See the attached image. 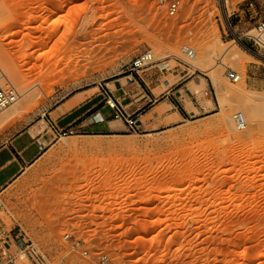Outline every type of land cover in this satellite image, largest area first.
I'll return each instance as SVG.
<instances>
[{
	"label": "rangeland",
	"instance_id": "1",
	"mask_svg": "<svg viewBox=\"0 0 264 264\" xmlns=\"http://www.w3.org/2000/svg\"><path fill=\"white\" fill-rule=\"evenodd\" d=\"M179 1L170 17L159 0H0V83L40 90L1 123L0 147L78 93L120 106L113 85L155 88L145 111L190 82L199 108L158 131L56 137L0 192V240L32 242L49 264H264V107L250 114L248 103L264 100V51L237 43L264 19V0ZM184 45L199 58L212 49L200 66L214 70L192 73ZM143 52L154 63L129 73ZM1 246L0 264H38L15 240Z\"/></svg>",
	"mask_w": 264,
	"mask_h": 264
},
{
	"label": "crops",
	"instance_id": "2",
	"mask_svg": "<svg viewBox=\"0 0 264 264\" xmlns=\"http://www.w3.org/2000/svg\"><path fill=\"white\" fill-rule=\"evenodd\" d=\"M112 87L110 92L114 99L127 115L136 116L139 129L143 132L167 129L199 115V108L193 102L190 82L168 87L160 100H155L145 111L142 108L157 98L153 93L155 88L146 84L143 87L138 83L131 84L127 89ZM104 98L100 93L93 98L81 92L65 99L52 111L51 118L44 126H41V121L30 125L0 147V192L50 150L56 141L54 127L59 130L85 129L100 134L126 129L125 124L112 120L114 111L104 105Z\"/></svg>",
	"mask_w": 264,
	"mask_h": 264
},
{
	"label": "built area",
	"instance_id": "3",
	"mask_svg": "<svg viewBox=\"0 0 264 264\" xmlns=\"http://www.w3.org/2000/svg\"><path fill=\"white\" fill-rule=\"evenodd\" d=\"M159 3L165 7L166 12L170 17H174L178 14L180 9L179 0H159ZM242 38L245 39L246 44H243L242 41L240 42L249 51H264V19L259 20L256 26L250 32L246 33ZM237 39L241 40L240 38ZM182 52L188 59H194L195 57V52L186 45L182 47ZM153 63L154 61L152 54L149 52H143L132 61L128 72L131 74H136L139 72V70L147 68ZM228 78L232 81H237L238 75L235 72H229ZM129 81L132 82L133 79L129 77ZM17 95L18 94L15 89L11 87L5 88L0 83V113L11 106L17 100ZM106 104L110 109L114 111L115 119L122 120L129 131L136 132L139 130L136 116L125 114L120 106H118L117 103L112 99H108L106 101ZM234 120L239 131H243L246 128V119L242 113L235 114ZM53 131L56 137L59 138L67 137L75 133L73 128L59 130L57 127H54ZM13 240H15L16 243L18 242L20 244L21 250L25 255L31 256V258L38 264H49V262H47V260L43 256L42 252H40L32 242L23 239L21 240L20 238H18V236H7V238L4 237L0 240V243L2 245L1 248H3L4 250L3 254H5L6 246L8 245V243L13 242Z\"/></svg>",
	"mask_w": 264,
	"mask_h": 264
},
{
	"label": "bare ground",
	"instance_id": "4",
	"mask_svg": "<svg viewBox=\"0 0 264 264\" xmlns=\"http://www.w3.org/2000/svg\"><path fill=\"white\" fill-rule=\"evenodd\" d=\"M34 20V19H33ZM35 21V20H34ZM46 22V21H45ZM44 23V22H43ZM238 42L237 43H239V44H241V42H240V40H237ZM242 45V44H241ZM243 46V45H242ZM207 47H210V46H207ZM244 47V46H243ZM245 48V47H244ZM193 50V49H192ZM205 50H207V49H205ZM211 50L212 49H209L208 48V50H207V52L206 53H204V54H206L205 55V57L203 58V56L201 57V58H199V57H197V56H195V57H197V58H195L194 57V59L192 58V59H189V60H191V61H189V62H186L187 63V65H189L191 68V71H192V73H194L193 71H197V70H199V71H205V74L208 72V71H213L214 69H212V70H208L207 72H206V70L208 69V67L206 68V66H205V64H201L202 66H204V68L206 69V70H203L204 68L203 67H201L200 66V62L201 63H205L207 60H209V57L210 56H212L211 55V53L213 52V50H212V52H211ZM245 50L247 51V52H249V53H251V51H249L248 49H246L245 48ZM195 52V51H194ZM214 53V52H213ZM236 53V52H235ZM252 54H254V53H252ZM196 55H198V54H196ZM210 55V56H209ZM232 55V54H231ZM234 55V54H233ZM231 56V57H233V59H234V57H235V55L234 56ZM184 56V55H183ZM206 56H207V58H206ZM209 56V57H208ZM213 57H214V55H213ZM188 59V58H187ZM203 59H204V61H203ZM232 59V60H233ZM211 60V59H210ZM188 61V60H187ZM203 61V62H202ZM207 63H209V62H207ZM224 63H222L221 61L220 62H216V65H214L215 67H217L218 65L219 66H221V65H223ZM207 65V64H206ZM209 65H211V61H210V63H209ZM218 66V67H219ZM210 67V69H211V67L212 66H209ZM224 67H225V69L227 68L225 65H224ZM223 67V68H224ZM212 68H214V67H212ZM191 73V72H190ZM229 73V72H228ZM209 73H207V75H208ZM17 76V75H16ZM21 76V75H20ZM19 77V76H18ZM22 77H24V76H21V78ZM228 77V76H227ZM0 78L1 79H3V81H4V79L5 80H7V78H6V74L4 73V72H2L1 71V69H0ZM16 79H17V77H15ZM15 78H14V80H15ZM25 79V78H24ZM23 79V80H24ZM212 79V78H211ZM26 80V79H25ZM41 80V81H40ZM202 80V79H201ZM213 80H214V82H213ZM213 80H212V82L215 84V86L216 87H218L219 86V84H217V81L214 79V77H213ZM8 81H9V79H8ZM21 81V80H20ZM37 81H39V83L41 84V86H40V89H43V86H42V79H39V80H37ZM2 82V81H1ZM5 82V81H4ZM22 82V81H21ZM21 82H19V80L17 79V83H16V85H17V88H19L18 86H20L22 89H20V92H19V94L17 95V100L11 105V107L9 108L8 107V109L6 108L5 110V112L2 114V117H0V125H1V123L3 122L4 123V121L5 120H7V119H9L11 116H13L14 114H16L22 107H24L26 104H28L32 99H34V98H36V96H39L40 95V90L39 89H36V91L34 90L32 93L30 92V91H32V90H30V87L26 84V82L24 83V84H26V86L24 85V87H22L23 85L22 84H20L19 85V83H21ZM3 83V82H2ZM7 83V82H6ZM10 84V83H9ZM35 84V83H34ZM13 85V84H12ZM15 83H14V88L13 89H15ZM32 85V84H31ZM2 86H3V84H2ZM198 86H200V85H198ZM8 87V86H7ZM196 86H193V89L195 88ZM5 88H6V86H5ZM16 88V89H17ZM197 88V87H196ZM196 88H195V91H196ZM198 88H200V87H198ZM197 91H198V89H197ZM16 92H18V90L16 91ZM260 98V97H259ZM263 99V98H262ZM209 102V101H208ZM248 103H250V114H252V113H255V112H258L256 109H254V108H256V107H258V109H259V107H260V109L262 108V107H264V106H262V104L264 105V100H260L259 102L257 101V102H255V101H252V100H248ZM4 111V110H3ZM2 111V112H3ZM255 111V112H254ZM249 114V115H250ZM232 117H234V116H231V120L233 119ZM227 118H229L228 119V121L230 122L231 120H230V117L228 116ZM95 120L96 121H100V119H98L97 117H95ZM233 121L235 122V120L233 119ZM231 123V122H230ZM235 125V124H234ZM42 126V125H41ZM36 127V126H35ZM236 127V126H235ZM247 127V126H246ZM38 129H39V127H38ZM44 129V128H43ZM236 129H237V127H236ZM246 129V128H245ZM244 129V130H245ZM42 130V129H41ZM238 130V129H237ZM243 130V131H244ZM33 131V130H32ZM40 131V130H39ZM239 137V136H238ZM87 185H88V183H87ZM84 187V186H83ZM87 187V186H86ZM85 188V187H84Z\"/></svg>",
	"mask_w": 264,
	"mask_h": 264
}]
</instances>
